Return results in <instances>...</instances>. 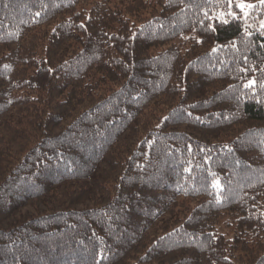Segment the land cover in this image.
Instances as JSON below:
<instances>
[{
    "label": "trees",
    "instance_id": "1",
    "mask_svg": "<svg viewBox=\"0 0 264 264\" xmlns=\"http://www.w3.org/2000/svg\"><path fill=\"white\" fill-rule=\"evenodd\" d=\"M246 1L0 0V264H264Z\"/></svg>",
    "mask_w": 264,
    "mask_h": 264
},
{
    "label": "rangeland",
    "instance_id": "2",
    "mask_svg": "<svg viewBox=\"0 0 264 264\" xmlns=\"http://www.w3.org/2000/svg\"><path fill=\"white\" fill-rule=\"evenodd\" d=\"M234 2L237 3V2H239V1H238V0H234ZM245 3H251V4L255 5L254 3L249 2V1H246ZM238 9H239V8H238ZM239 10H240V9H239ZM262 10H264V7H263ZM247 11H248V15H249L251 12H254V13H253V16H257V14H259L261 10L255 6V7L252 8V9H248ZM242 15H243V17L245 16L243 12H242ZM245 17H246V16H245ZM262 22H264V16L258 18V24H259V26L262 25ZM185 40H186V38H182V39L179 40V43H180V44H184ZM89 204L92 205L91 203H89ZM38 211H39V212H42V211H43V207H42L41 205H39V204H37L35 208H25V209H23V210H22V213H23V216H24V217H27V216H29V215H31V214H35V213L38 212ZM11 222H12V220H10L9 223H4L2 227H3V228H7ZM226 223H227V219H224L223 222L220 223V225H219V229H218V233L221 234V235L230 236V232H231V230H230L228 227H226Z\"/></svg>",
    "mask_w": 264,
    "mask_h": 264
},
{
    "label": "snow or ice",
    "instance_id": "3",
    "mask_svg": "<svg viewBox=\"0 0 264 264\" xmlns=\"http://www.w3.org/2000/svg\"><path fill=\"white\" fill-rule=\"evenodd\" d=\"M232 3V0H229V4ZM260 3L262 5H264V0H260ZM236 7L240 9L241 12L244 13L245 16L248 15V9H252L255 7V5L251 4V3H245L244 0H239V2L236 3ZM37 15H39V13H37ZM207 15V13L205 14ZM225 13L221 12L218 16H217V19L219 20L220 23H223V24H227L229 21L227 19H225ZM228 16H231L233 19L236 18V13L234 12H228L227 13ZM262 27H264V22H262ZM214 30V29H213ZM262 35H264V33H262ZM256 84V81L255 80H250L248 81L247 84L244 85L245 88H254V85ZM262 88H264V84H261L260 85ZM216 187H219V184L215 185Z\"/></svg>",
    "mask_w": 264,
    "mask_h": 264
}]
</instances>
